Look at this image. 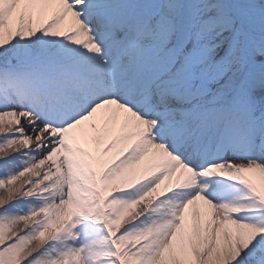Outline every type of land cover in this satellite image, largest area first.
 <instances>
[{
  "label": "snow or ice",
  "instance_id": "obj_1",
  "mask_svg": "<svg viewBox=\"0 0 264 264\" xmlns=\"http://www.w3.org/2000/svg\"><path fill=\"white\" fill-rule=\"evenodd\" d=\"M0 264H264V0H0Z\"/></svg>",
  "mask_w": 264,
  "mask_h": 264
}]
</instances>
